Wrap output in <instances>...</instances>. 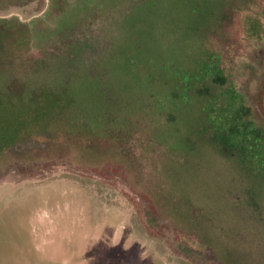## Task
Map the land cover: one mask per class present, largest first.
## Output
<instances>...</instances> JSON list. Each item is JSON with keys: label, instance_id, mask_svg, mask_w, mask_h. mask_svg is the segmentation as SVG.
Here are the masks:
<instances>
[{"label": "rangeland", "instance_id": "rangeland-1", "mask_svg": "<svg viewBox=\"0 0 264 264\" xmlns=\"http://www.w3.org/2000/svg\"><path fill=\"white\" fill-rule=\"evenodd\" d=\"M0 264H264V0H0Z\"/></svg>", "mask_w": 264, "mask_h": 264}]
</instances>
